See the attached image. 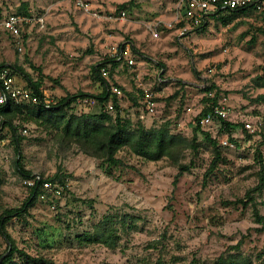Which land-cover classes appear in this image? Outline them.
Wrapping results in <instances>:
<instances>
[{
    "label": "rangeland",
    "instance_id": "obj_1",
    "mask_svg": "<svg viewBox=\"0 0 264 264\" xmlns=\"http://www.w3.org/2000/svg\"><path fill=\"white\" fill-rule=\"evenodd\" d=\"M92 1L103 6L104 14L126 4L121 10L127 11V20L94 19L77 10L74 0H0V21L24 6L30 16L45 18L44 28L25 27L22 40L0 31V64L17 65L56 100L78 93L99 95L105 86L94 67L108 57L112 44L132 41L142 56L132 53L137 64L130 68L126 57L119 69L125 100L131 99L128 109L121 108L129 125L150 129L170 124L172 133L190 139L206 105L203 89L215 85L236 127L226 132L215 121L203 130L219 146L229 138L237 148H221L223 160L206 177L214 152L201 137L195 167L175 184L179 170L167 159L150 162L125 149L118 155L123 165L111 166L76 147H61L46 126L20 117L25 171L44 179L61 172L66 185L61 197L40 199L10 220L7 232L16 246L57 264H214L236 255L247 264H264V224L255 216L257 210L264 217V190L253 195L255 204L238 203L247 202L264 168V88L254 82L264 78V6L235 17L225 14L226 22L211 18L204 31L184 24L169 30L161 24L155 39L146 25L170 21L172 0ZM160 64L166 67L163 77ZM17 75L18 83H26V76ZM137 81L155 92L158 103L156 115L144 121L139 119ZM247 122L256 130L252 137L244 132ZM17 148L14 132L6 128L0 134V217L6 210H20L30 196L27 178L16 167ZM192 156L188 152L184 163ZM106 216L119 229L118 247L79 244L77 236L92 232ZM7 248L0 232V255ZM14 262H21L18 254Z\"/></svg>",
    "mask_w": 264,
    "mask_h": 264
},
{
    "label": "trees",
    "instance_id": "obj_2",
    "mask_svg": "<svg viewBox=\"0 0 264 264\" xmlns=\"http://www.w3.org/2000/svg\"><path fill=\"white\" fill-rule=\"evenodd\" d=\"M127 5L123 4L118 7L117 13L121 12V8H125ZM255 6H248L236 10H219L212 16V19L220 18L222 21L226 22L227 18L223 15L228 14L229 17L237 16L239 14H246L250 11H254ZM19 14H24L30 16L27 11V6L20 9ZM18 14V13H17ZM223 16V17H221ZM229 19V18H228ZM207 22L205 25L196 28V31H204L208 26ZM181 25V24H179ZM183 25V24H182ZM122 63L111 60L107 57L104 61L97 64L94 67V74L96 78L102 82L105 86L104 90L99 95H90L79 93L76 95H68L65 98H61L59 105L46 108L42 105H14L12 103L6 106H0V116L3 117L0 122V134L6 129L10 128L14 132V138L18 146V159L16 161L17 170L25 177L27 180L35 179L31 172L25 171L21 164V151L19 148L20 137L18 135L17 119L22 117L24 121L33 122L35 124H40L46 126L50 129L54 135L56 143L61 147L72 148L76 147L84 155L88 157L95 158L96 160L106 163L111 166H122L123 162L118 157L119 153L125 149L130 150L134 155L150 162H160L167 159L170 164L179 170L174 183L182 177L185 173H189L195 167V160L200 154L201 145L200 138L203 137L205 142H207L213 149L214 160L210 166L206 177L212 175V173L217 168L218 163L223 160L221 148L219 147L217 140L213 138L212 134L204 131L201 125V120L204 115H206L210 108L207 106L203 110V113L196 118V127L193 130L192 138L188 139L181 135H177L171 132L170 124H164L159 128L148 129L143 124L139 123L135 128H132L129 123L122 116V109L120 107L119 99L117 96L113 97V101L116 107V114L111 115L105 109V102L111 98V93L109 88L106 86V82L102 79L100 74L101 68H108L111 72L113 66ZM7 66L6 64H1L0 67ZM162 67L161 77L165 75L166 67L160 64ZM16 74L21 73L26 76L27 86L35 90V92L41 94V83L34 81L28 74L23 72L17 65H10ZM254 82L257 83L258 87L264 88V78H256ZM162 82H160V85ZM116 85V84H115ZM184 86V85H182ZM215 85L206 87L203 92L209 93L215 91ZM42 95V94H41ZM178 95V92L170 99H174ZM79 96H92L96 98L99 102L97 107L100 109L96 113H84L76 115L70 113L66 110V107L71 103L72 100ZM132 97V96H131ZM70 100L69 104L67 101ZM219 100V93H216L213 99L205 96L204 101L207 104H216ZM132 101H136L132 97ZM24 107H30L31 110H26ZM235 125L227 122L221 121V130L226 132H233ZM244 132L252 137L246 130ZM262 131L260 132V134ZM259 134V132L257 133ZM235 142L234 140H232ZM188 152L193 154L192 159L189 164L184 163L186 155ZM261 156L260 154H258ZM66 177L63 173L58 172L53 177L44 179L43 181H49L53 184H59V186L66 185ZM259 185L253 190L249 191L246 195L247 202L243 200L238 203L244 204H255L254 194L262 192L264 190V168L261 170ZM61 184V185H60ZM30 189V196L25 201L23 207L20 210L10 209L2 213L0 217V232L5 238V242L8 245L7 250L0 255V264H57L53 260L44 257H33L26 254L24 251L19 250L16 246L15 241L7 232V224L13 217L18 218L26 213L30 207H32L38 200H40L41 195V184L36 185ZM257 220L264 224V217H261L257 210L255 213ZM125 224V222H124ZM127 226L124 225V229ZM119 229L111 216H106L102 221L96 224L92 232H87L82 235L77 236V240L81 245H103L110 249H116L120 242ZM241 245V244H240ZM237 248H240L238 245ZM19 255L20 263L14 262L16 255ZM214 264H247L241 261V256H230L229 258L220 257Z\"/></svg>",
    "mask_w": 264,
    "mask_h": 264
},
{
    "label": "built area",
    "instance_id": "obj_3",
    "mask_svg": "<svg viewBox=\"0 0 264 264\" xmlns=\"http://www.w3.org/2000/svg\"><path fill=\"white\" fill-rule=\"evenodd\" d=\"M108 1V0H103ZM255 6L261 8L264 6V0H172V18L170 21L156 20L146 25L148 31L155 39L160 38V26L163 24L166 29H173L178 24H184L187 27L198 28L209 22L212 16L219 10H236L245 8L248 6ZM74 6L77 10H80L94 19L106 22H124L128 18L126 10H122L117 13L118 7L113 6L109 8L110 13L104 14L102 12L103 6L97 5L92 0H74ZM39 25L40 28L45 27V18H35L32 16L19 15L17 13L11 14L0 21V31L10 34L17 40H22L24 28L27 26ZM185 31V30H184ZM184 34V33H182ZM129 45L124 44H112L108 50V57L116 62H123L126 58L127 49ZM1 65V64H0ZM128 65L133 67L135 62L133 60L128 61ZM214 69H210L209 73H213ZM102 79L106 82V86L109 88L111 98L105 102L104 106L108 113L111 115L116 114V107L113 101V97L123 98L124 93L120 87L115 85L111 81L110 71L104 67L100 69ZM18 75L9 66L0 67V106H6L7 104L14 105H42L46 108H52L59 105L60 100H56L54 97L45 94L41 89V94L35 92V90L27 85L18 83ZM159 82H163L159 78ZM141 89V108L139 110V119L144 121L147 117H154L157 112L158 103L156 100V94L153 90L146 88L142 83L138 84ZM217 91H211L206 93L205 96L213 99ZM70 100L67 101L69 104ZM99 104L98 100L92 96H79L71 101L66 107L70 113L80 115L82 109L86 107H96ZM209 107V112L203 116L201 120L202 126H211L217 121L221 124V121L232 122L231 111L226 103L225 98L218 100L216 104H207L200 111L201 115L205 107ZM2 117L0 116V122ZM245 130L251 134L255 133L254 126L247 122L245 123ZM28 130L24 129L23 134H27ZM220 148L228 150H236V142L225 138L220 142ZM38 181V185L41 184L40 199L46 198H59L62 196L63 187L57 184H53L49 181H43L41 176H36L35 179L27 180L26 185L28 188H33Z\"/></svg>",
    "mask_w": 264,
    "mask_h": 264
},
{
    "label": "crops",
    "instance_id": "obj_4",
    "mask_svg": "<svg viewBox=\"0 0 264 264\" xmlns=\"http://www.w3.org/2000/svg\"><path fill=\"white\" fill-rule=\"evenodd\" d=\"M172 6V5H171ZM171 6H170V9H171ZM125 22V21H124ZM182 34V33H181ZM184 35V34H183ZM124 43H126V44H128L129 45V48L127 49V54H126V57H127V65H128V61L129 60H133V59H131L130 58V56H131V54L132 53H135V54H137V55H139V56H142V54L139 52V50L137 49V47H136V44H134L132 41H128V42H124ZM124 43H122V44H124ZM104 61V60H103ZM134 61V60H133ZM122 64H124V61L122 62V63H118V64H116V65H114L113 66V70L110 72V76H111V81L114 83V84H116L118 87H120L121 89H122V91L124 90L120 85H124L125 87H126V85L124 84V82H123V79H122V77L120 76L121 74H120V71H119V69H120V67L122 66ZM137 63L135 62V65H136ZM129 66V65H128ZM131 68V67H130ZM22 85H27V81H26V83H24V84H22ZM135 85H137L138 86V81H137V84H136V82H135ZM45 94H47V95H49L48 94V92L46 91V90H44L43 89V86H41V88H40ZM129 91H131V90H129ZM79 94V93H78ZM76 95V94H75ZM50 96V95H49ZM119 99V98H118ZM140 101H141V97H140V99H139V103H140ZM119 103H120V107L123 109V108H126V109H128L129 107H130V103H131V99H128V100H125V97H123V98H120L119 99ZM133 103H135L136 104V102H134L133 101ZM137 106V105H136Z\"/></svg>",
    "mask_w": 264,
    "mask_h": 264
},
{
    "label": "water",
    "instance_id": "obj_5",
    "mask_svg": "<svg viewBox=\"0 0 264 264\" xmlns=\"http://www.w3.org/2000/svg\"><path fill=\"white\" fill-rule=\"evenodd\" d=\"M251 6H253V5H251Z\"/></svg>",
    "mask_w": 264,
    "mask_h": 264
}]
</instances>
